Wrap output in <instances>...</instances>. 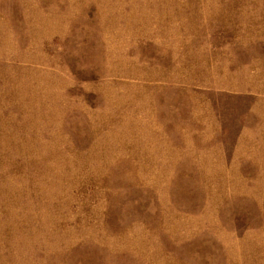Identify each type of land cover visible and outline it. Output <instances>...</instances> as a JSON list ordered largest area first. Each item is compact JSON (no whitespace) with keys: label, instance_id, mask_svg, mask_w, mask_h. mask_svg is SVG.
Masks as SVG:
<instances>
[{"label":"rangeland","instance_id":"obj_1","mask_svg":"<svg viewBox=\"0 0 264 264\" xmlns=\"http://www.w3.org/2000/svg\"><path fill=\"white\" fill-rule=\"evenodd\" d=\"M0 264H264V0H0Z\"/></svg>","mask_w":264,"mask_h":264}]
</instances>
